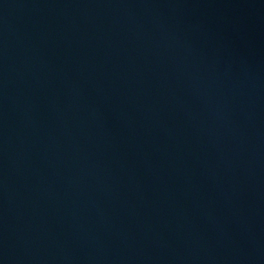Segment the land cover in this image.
Returning <instances> with one entry per match:
<instances>
[{"label":"water","instance_id":"water-1","mask_svg":"<svg viewBox=\"0 0 264 264\" xmlns=\"http://www.w3.org/2000/svg\"><path fill=\"white\" fill-rule=\"evenodd\" d=\"M110 66L264 96V0H0V68Z\"/></svg>","mask_w":264,"mask_h":264}]
</instances>
